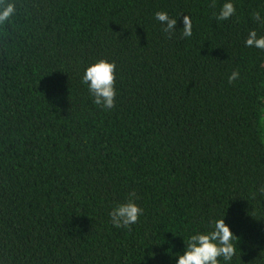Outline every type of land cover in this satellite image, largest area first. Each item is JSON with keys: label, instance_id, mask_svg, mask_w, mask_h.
<instances>
[{"label": "trees", "instance_id": "obj_1", "mask_svg": "<svg viewBox=\"0 0 264 264\" xmlns=\"http://www.w3.org/2000/svg\"><path fill=\"white\" fill-rule=\"evenodd\" d=\"M0 26V264H176L225 217L264 264V0H11ZM178 19L163 31L154 14ZM192 36L181 38L183 16ZM115 61L114 107L82 83ZM239 70V77H228ZM135 192L128 228L109 212Z\"/></svg>", "mask_w": 264, "mask_h": 264}, {"label": "clouds", "instance_id": "obj_2", "mask_svg": "<svg viewBox=\"0 0 264 264\" xmlns=\"http://www.w3.org/2000/svg\"><path fill=\"white\" fill-rule=\"evenodd\" d=\"M17 9L11 0H0V26L12 18ZM236 13L233 0H225L217 19L227 20ZM155 19L160 22L165 33L173 35L177 31L178 19L166 11H157ZM253 19L264 24V16L259 11L253 13ZM192 20L189 15L183 16L181 38L192 36ZM246 47L264 50V35H258L250 29L245 39ZM115 61L98 59L90 63L82 75V83L88 88L93 103L103 109H111L115 104L117 89L115 87ZM239 77V70H234L228 77L229 82ZM264 191V189H262ZM144 209L135 202V192L123 203H117L109 212L111 223L116 228H128L138 222ZM225 216L212 218L205 230L194 229L186 236V246L182 254L175 255L176 264H231L236 253V235L225 223Z\"/></svg>", "mask_w": 264, "mask_h": 264}]
</instances>
